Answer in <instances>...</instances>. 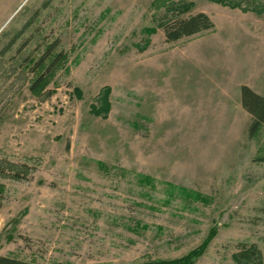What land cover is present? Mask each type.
Here are the masks:
<instances>
[{
  "label": "rangeland",
  "instance_id": "obj_1",
  "mask_svg": "<svg viewBox=\"0 0 264 264\" xmlns=\"http://www.w3.org/2000/svg\"><path fill=\"white\" fill-rule=\"evenodd\" d=\"M237 1L261 13L0 0V255L168 260L215 229L192 264H241L251 244L264 256V124L248 137L239 102L242 84L264 95V0ZM190 2L182 16L204 11L213 29L165 41L162 23ZM54 42L63 57L32 90L28 64Z\"/></svg>",
  "mask_w": 264,
  "mask_h": 264
},
{
  "label": "trees",
  "instance_id": "obj_2",
  "mask_svg": "<svg viewBox=\"0 0 264 264\" xmlns=\"http://www.w3.org/2000/svg\"><path fill=\"white\" fill-rule=\"evenodd\" d=\"M210 1L219 3L223 6H229L230 8H238L243 12L255 10L256 12L261 13V9L259 7H255V5L252 7H249L248 5L243 6L241 2L237 0ZM192 5L193 4L190 2L185 5H178L176 8L173 7V9H177L178 11L174 14V17L167 19L161 25L165 41L174 42L184 37L201 34L203 32L213 29V21L211 20L209 15L206 14L204 11H197L195 13H190L186 16H182L184 15V13H187V11ZM257 5L259 6V4ZM56 45L57 42L52 43L44 54L33 60V64L31 66L30 64H28V67H31L30 71L36 73L34 81L31 84L32 90L38 88L44 82V80L53 73L54 69L58 66V63L62 59L63 52L61 51L52 55V51L54 50V47H56ZM50 55L52 56L49 59L48 57ZM30 58L31 57L26 58L25 62H30ZM239 89V102L251 117L249 124H247V133L248 137H252L259 131L262 124H264V95H261L253 89H250V87L246 84H242ZM22 166L25 167L24 165ZM0 171V173L4 174L3 169L0 168ZM7 173L9 176L18 179L25 177L26 174L17 170V168H13L12 170L10 169ZM215 233V229H211L210 232L207 234L206 239H204L201 244H199L197 247L193 248L192 250L188 251L186 254L178 258L168 260H155L150 262H136L130 264H192L194 259L197 258L204 251L208 240L211 239ZM233 258L236 262L241 264H264V256L253 244L242 247V249L233 254ZM0 264L40 263L31 260L20 259L9 255H0Z\"/></svg>",
  "mask_w": 264,
  "mask_h": 264
},
{
  "label": "crops",
  "instance_id": "obj_3",
  "mask_svg": "<svg viewBox=\"0 0 264 264\" xmlns=\"http://www.w3.org/2000/svg\"><path fill=\"white\" fill-rule=\"evenodd\" d=\"M214 29H215V28H214ZM213 31H214V30H213ZM211 32H212V31H211ZM206 33H209V32H206ZM206 33H205V34H206ZM225 43H226V42H225ZM221 47H222V46H221Z\"/></svg>",
  "mask_w": 264,
  "mask_h": 264
}]
</instances>
